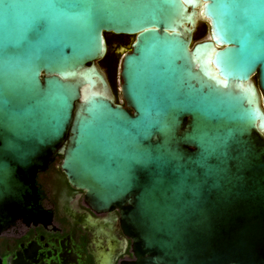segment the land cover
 I'll return each mask as SVG.
<instances>
[{
	"label": "water",
	"instance_id": "95a60500",
	"mask_svg": "<svg viewBox=\"0 0 264 264\" xmlns=\"http://www.w3.org/2000/svg\"><path fill=\"white\" fill-rule=\"evenodd\" d=\"M107 32L135 37L125 106ZM57 154L121 210L122 264H264V0H0V233Z\"/></svg>",
	"mask_w": 264,
	"mask_h": 264
},
{
	"label": "flooded vegetation",
	"instance_id": "af4514ba",
	"mask_svg": "<svg viewBox=\"0 0 264 264\" xmlns=\"http://www.w3.org/2000/svg\"><path fill=\"white\" fill-rule=\"evenodd\" d=\"M204 22V21H202ZM199 23L193 38L205 33ZM134 36L104 33L115 78L103 58L95 65L105 75L114 102L125 106L119 87L123 55L131 52ZM105 54V55H106ZM258 89L257 74L251 77ZM62 156L55 155L46 169L35 176V202L29 218L19 217L0 233L3 264H122L130 262V241L120 228L121 210L97 211L87 202L86 192L72 187L61 169ZM23 221H38L27 226Z\"/></svg>",
	"mask_w": 264,
	"mask_h": 264
},
{
	"label": "trees",
	"instance_id": "16d2710c",
	"mask_svg": "<svg viewBox=\"0 0 264 264\" xmlns=\"http://www.w3.org/2000/svg\"><path fill=\"white\" fill-rule=\"evenodd\" d=\"M204 34H205V33H202V34L198 35V36L194 39V41H199V40H201L202 37L204 36ZM103 59L107 61L108 73H109L110 77H111V78L113 77V79H114V78H115V75H117V72H118V68H117V66L111 64V62H110V56H109L108 53L104 56Z\"/></svg>",
	"mask_w": 264,
	"mask_h": 264
},
{
	"label": "rangeland",
	"instance_id": "374dc122",
	"mask_svg": "<svg viewBox=\"0 0 264 264\" xmlns=\"http://www.w3.org/2000/svg\"><path fill=\"white\" fill-rule=\"evenodd\" d=\"M133 41V38H132V40H131V42ZM118 87H119V85H118Z\"/></svg>",
	"mask_w": 264,
	"mask_h": 264
}]
</instances>
